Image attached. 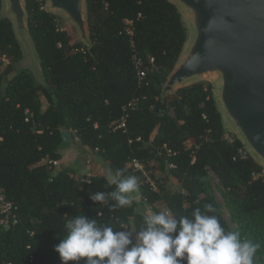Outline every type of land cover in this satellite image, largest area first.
<instances>
[{"label":"trees","instance_id":"16d2710c","mask_svg":"<svg viewBox=\"0 0 264 264\" xmlns=\"http://www.w3.org/2000/svg\"><path fill=\"white\" fill-rule=\"evenodd\" d=\"M46 2L24 0L43 83L26 68L5 81L24 53L11 18L0 16V67L5 65L0 71V188L14 203L16 219L5 226L0 211V264H62L55 245L66 220L75 215L114 229L142 227L145 214L135 203L112 208L110 198L103 203L90 198L114 190L105 176L84 174L79 181L75 168L47 161L62 158L63 131H73L114 173L124 169L125 177H137L141 198L151 206L163 201L179 216L212 204L216 211L209 214L217 215L226 230L260 244L254 264H264L263 165L242 139L227 137L212 83H190L164 94L188 40L177 5L171 0H86V45L72 42ZM136 56L147 70L142 79ZM158 162L169 167L178 190L161 186L158 191L147 181L144 170ZM210 171L227 190L237 230L207 189Z\"/></svg>","mask_w":264,"mask_h":264},{"label":"water","instance_id":"95a60500","mask_svg":"<svg viewBox=\"0 0 264 264\" xmlns=\"http://www.w3.org/2000/svg\"><path fill=\"white\" fill-rule=\"evenodd\" d=\"M6 1L16 33L29 34L24 0ZM177 1L193 12L196 35L184 61L169 75L164 94L190 78L220 73L226 112L264 160V0ZM50 2L67 13L89 43L86 0ZM63 137L69 141L71 132L63 131Z\"/></svg>","mask_w":264,"mask_h":264},{"label":"clouds","instance_id":"9594fccd","mask_svg":"<svg viewBox=\"0 0 264 264\" xmlns=\"http://www.w3.org/2000/svg\"><path fill=\"white\" fill-rule=\"evenodd\" d=\"M109 170L105 179L111 192H96L94 202L115 201L112 208L132 204L131 193L139 187L135 176ZM212 204L196 207L189 215H174L167 208L142 217V227L114 229L95 218L75 215L65 222V233L55 245L62 264H254L259 243L226 230ZM86 258V259H84Z\"/></svg>","mask_w":264,"mask_h":264},{"label":"rangeland","instance_id":"374dc122","mask_svg":"<svg viewBox=\"0 0 264 264\" xmlns=\"http://www.w3.org/2000/svg\"><path fill=\"white\" fill-rule=\"evenodd\" d=\"M172 1L179 8L183 21L188 30V40H187L185 49L175 67L177 68L184 61L186 55L188 54L191 48V45L194 41L196 30H195V25H194L193 12L189 8H187L186 6L178 2L177 0H172ZM46 8L56 14L59 27L62 30H66L70 34L72 42H81L83 44L88 45V40H84L82 38V35H81V32L78 26L72 21V19L67 15L66 12H64L63 10H59V9H53L51 6L50 0H47ZM3 11L5 12V15H8L13 20V16L10 15V12L8 10V2L6 0H3ZM16 34L22 46L24 57L22 61L14 64L11 73L6 77L5 81H7L8 78L13 73L18 71L19 69L26 68L32 75H34L37 83H43L44 79H43V73H42V69L40 65V60H39L38 53L36 51L35 44L31 36L29 34H25L22 36L19 35L18 33ZM3 60L5 64L11 63L10 58H5ZM4 68H5V65L0 67V71L3 70ZM195 82L212 83L214 96L216 98L218 108L222 113V118H223L224 126L226 129L227 137L229 139H232L233 137H239L240 139H242L248 151L264 167V160L248 144L244 135L241 133L240 129L236 126L234 120L226 112L224 103L221 98L223 80H222V75L220 73L213 72V73H207L201 76L190 78L182 84L175 85L173 90L169 91V93L174 94L175 90L178 87L187 85L190 83H195ZM40 94H43V93L41 92ZM73 135H74V132L72 131L71 139L69 141H64L62 143L60 152L63 158L69 159V160H73L74 157L76 156V153L78 152L79 156L77 157V162L75 163V167L77 168L76 171H77V175L80 181L82 180V177L85 174L83 173V170L87 171L90 168H93L94 166H96L97 162L101 163L105 161L97 153L92 152L90 149H88V147H85L84 145H82L80 141H78L77 137L76 136L73 137ZM193 142L194 140L190 139L188 141V145H192ZM58 166H59V163H58ZM168 168H169L168 166H165V168L161 167V164L158 162L154 165L153 168L145 170L147 178L153 182V184L155 185V188L158 191L162 190L161 186H163L164 190H170V191L178 190L180 188L178 181L174 178V176L171 175ZM207 189L209 193L216 198L228 224L232 227L233 230H237L238 223L230 212L229 195L227 193V190L220 183L219 178L213 171H210L209 177L207 179ZM240 190L241 192L244 193L245 191L244 186H241ZM130 196L133 201L132 204L135 203L138 210L144 214H152L161 209L167 208L166 204L163 201L157 202L155 206L149 205L145 200L141 198L139 189L131 193Z\"/></svg>","mask_w":264,"mask_h":264},{"label":"built area","instance_id":"2783aa9c","mask_svg":"<svg viewBox=\"0 0 264 264\" xmlns=\"http://www.w3.org/2000/svg\"><path fill=\"white\" fill-rule=\"evenodd\" d=\"M135 61H136V65H137V68H138V76L139 78H144L146 75H147V70L145 69H141L139 66L141 64V60L139 58H137V56L135 57ZM134 103V101H131L129 103V106H131L132 104ZM126 109V107H125ZM125 118H126V115H125ZM125 118L123 119V122H122V126H125ZM168 151V154L171 155L172 152L171 150H167ZM50 164H54V165H58L59 161L58 160H47ZM134 164L137 168H143L142 164L137 161V160H134ZM170 166L172 167L173 165L170 164ZM144 174L146 176V173H145V170H144ZM147 177V176H146ZM147 181L150 182L152 184V186L155 188V185L153 184V182L151 180H149L147 178ZM156 189V188H155ZM157 190V189H156ZM15 208V205L13 202L9 201L3 190L0 188V211H1V214H2V218H1V223L5 226H9L10 224H16V219L15 216H13V209ZM14 217V218H13ZM125 227H128V226H125Z\"/></svg>","mask_w":264,"mask_h":264},{"label":"crops","instance_id":"0c3cea01","mask_svg":"<svg viewBox=\"0 0 264 264\" xmlns=\"http://www.w3.org/2000/svg\"><path fill=\"white\" fill-rule=\"evenodd\" d=\"M87 147V146H85ZM89 149V148H88ZM78 152L76 153V156L74 157L73 160H69V159H65V158H61L59 160V167L60 168H64V167H71V168H75L77 170V168L75 167V163L77 162V157H78ZM98 163V162H97ZM96 163V166H94L93 168H90L87 171L83 170V173L88 174V175H103L106 177L107 173L109 172V170H111V172L113 174H115L112 169L111 166L108 162H101V163ZM91 170V171H90ZM77 172V171H76ZM140 192V191H139Z\"/></svg>","mask_w":264,"mask_h":264}]
</instances>
